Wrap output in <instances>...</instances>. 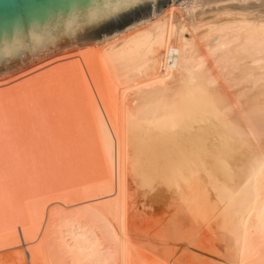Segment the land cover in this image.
I'll return each instance as SVG.
<instances>
[{"label":"bare ground","instance_id":"obj_1","mask_svg":"<svg viewBox=\"0 0 264 264\" xmlns=\"http://www.w3.org/2000/svg\"><path fill=\"white\" fill-rule=\"evenodd\" d=\"M68 58H71V60L65 61L63 59L64 62H61L60 60V64H58L57 66H55L56 65L55 64L54 67L51 66V69H47V71L39 74L37 73L36 76L33 77L31 76V78L25 80L19 85H15V86L13 85L12 88L0 91V101L12 100L15 97L14 106L10 101L12 105L11 107L8 106V108H10L8 109L9 111L3 110V113L6 117V122L7 124H10L11 122H13L12 115L15 116L16 118L18 117V119L28 118V116L23 115L21 112V110H23V107L21 108V105L24 102L23 99L26 97L28 98L26 100H32V99L34 100L35 98H37L35 97L36 95L35 92L38 89H39L38 91L42 92V95L39 92L41 97L46 96L44 94H47L48 90H44L46 86L44 88L42 86V82L48 79L49 76H52L54 74V71H56L58 67H63V65L66 66L68 65L69 67L72 68L76 66H83L84 68H86L85 71H87L86 73L90 78L91 86L89 87L88 85V87L90 89L92 88L93 90L92 94L94 96V100L92 101H94V108L97 114L96 117L98 119V123L100 122L99 126H101V130H102L101 131L103 137L102 140L105 144L103 145L107 149L109 160L113 166L112 168L116 167L118 163L120 164V162H122L121 166L123 168L121 169H123V171L121 170L122 173L119 172L121 173V177L118 175L120 178L117 179L115 183L111 181L109 184L100 183L95 185H89L84 187L80 191L77 190L78 199L83 198L84 200L90 197V199L88 198V201L91 202L93 201L97 202L101 198L102 199L106 198V200H104L103 202L100 200V202L98 201L99 203L93 202V204L90 202L87 204L83 203L85 206L82 204L83 207L75 211L70 210V212L68 213L64 212L65 214L61 212V214H64L63 217L60 215L59 212V215L62 218L60 220V217L58 216L59 217L58 221L61 222L58 223L59 225L54 224L55 225L54 227L59 226V230L58 228H56L57 232L55 234L57 239H55L54 236H52L55 240H57L56 241L58 245L57 247L62 249V250L60 249L59 251H61L62 254L64 255L68 253L71 254L73 256V259H75L74 258L75 256H78L79 261L81 260V263L78 262L80 264H82V259L84 258L86 259V257L88 258L90 257L93 259L94 257H96V259H99L100 261L101 259L104 260L105 258L107 260L106 256L110 254L114 255L113 252L114 253L118 252V249L121 252V256H124V258L127 257L129 252H132L133 249L132 250L129 249L128 244H130L132 241L134 242V240L132 239L135 237H130L132 235H130V233L127 230L126 217L128 213L135 207V201L138 202V200L135 189L133 188L132 184H130V180L128 179V175H127L128 172L126 167L128 162V151L130 149L131 142L135 140L136 143L135 152H133V156L135 154L134 156L135 158L134 157L132 158L133 164L131 162L132 164L131 169L133 171H136L137 168H139L140 163L146 159H148V161L151 162L153 157L155 158L157 156H161V157L164 156L162 157L163 158L162 161L166 163L167 161L172 160V157H175V154L178 152V154L180 155H176V156L178 158L181 157L180 158L181 163L177 162L179 160L177 157L175 159L173 158L178 164L177 167L176 165H174L175 162L172 160L173 163L171 162L172 163L171 165H173V168L176 166L179 169V164H181L180 166H184L182 165L184 163L182 162L183 160L182 157H184L185 159L187 156H189L190 159L193 158L192 160L195 159L198 162L197 163L194 160V162L197 163L196 164L197 171H195L196 173L198 172V170L200 171L199 168L201 167L203 168L205 166L204 168H206L207 171L206 172L207 180L212 181V184L214 183L213 187L214 185H218L220 187L222 186L224 188L230 189L229 192L227 193L229 198L228 199L229 206L231 209L230 213L232 217L229 222H226L227 226H225V224L224 226L226 227V233H227V238H225L227 239L226 240L227 242L225 243L228 244V245L226 244V246L228 247L226 248L228 251L230 249L231 252L229 253L231 254L227 256L226 261H224L223 264H250V263L258 264V262L255 261L257 259L256 258L257 254L259 253L258 249L260 248V246H258L259 245L258 243H261L262 238L264 237L263 236L264 235V0H218L215 2L204 3V4H200L196 1H185L181 4H178L177 6H174L166 10L165 12L159 14L158 16L154 17L148 22L134 26L109 40H106L100 44H97L91 48H88ZM41 69H43V67ZM37 71L39 70H34L25 75L27 76ZM87 74L85 76H87ZM70 81L72 82V80ZM5 84L6 83L0 84V87H2L3 89V86ZM9 84L10 83H8V85ZM10 86L11 85H9V87ZM49 86H50V82H49ZM52 89L54 90L53 87ZM72 95L73 97H76L77 94L73 93ZM89 95L91 94L89 93ZM66 96L70 97L69 95ZM66 96L64 98H66ZM7 102L9 103V101ZM81 103L82 102L77 104L81 106L83 104ZM87 104L89 103L87 102L86 104H84V106L83 105L82 106L85 110L89 111V108L92 105L88 106ZM69 108L71 109L72 106H70ZM78 108L80 107L78 106ZM46 109L47 108H45L44 110ZM68 110L66 109L65 111ZM71 110H69L70 114H71ZM38 111L39 109L37 110V112ZM80 111H78L77 115H80L79 113ZM47 113L49 114V112ZM44 114L46 113H43L42 115ZM89 114L87 115L88 117ZM38 116L35 118H39ZM51 116L53 115H50L49 117ZM76 116L74 115L75 118ZM43 117L44 116H42V118ZM84 117L83 119L86 120V118ZM40 119L41 117L39 118V120ZM59 119H63V118L59 117ZM90 119L92 120V118ZM54 120L55 119H53V121ZM88 121L90 124L91 121L89 119ZM85 123L86 122L81 123V125ZM96 123L97 122H95V124ZM12 126L14 125L12 124ZM89 126H91V124ZM95 126H96L95 128H97V124ZM58 130H60V128ZM94 130L90 131L91 136L93 135L92 132H94ZM96 130L98 131V129ZM39 132L37 130V133ZM60 132L61 133L55 132L54 136L53 135L48 136L47 137L48 144L46 143L47 145H44V147H42L41 149L40 146H38V143L35 142L33 138L28 137L29 139L28 138L25 139V136H21L22 135L21 133H20L21 135L20 134L18 135L19 133L18 132L17 135L15 134L13 138L17 140L16 143L15 140L13 141L14 144H16V146L11 145L9 149L10 151H12L11 152L12 154H18L19 156L33 155L39 151L40 154H45V153L51 154L50 156L52 157L53 156L52 154L55 151H57L56 149L57 146L62 145L61 147H65L68 142V141L66 142V140H68L67 138L69 137L67 131L62 130ZM85 132H83L82 135ZM76 134L77 132L75 133V135ZM101 134L99 133V135ZM120 135L122 139L119 138ZM91 136L89 135V137ZM23 138L27 141L26 143L25 141H21V139L23 140ZM96 138L99 139L98 136ZM120 140H122L121 141L122 144ZM4 145L6 146V144ZM174 147H177V149H179L180 151L179 150L175 151ZM5 149H7V147ZM67 149L68 148L65 147V149L63 148L60 150V153L58 154L60 158L61 157L65 158V156L70 157L77 153L76 150H74L75 148L73 150L71 149L67 150ZM141 153H143L144 156L145 155L146 156L143 158L142 157L139 158L138 156ZM167 156H169L168 160H166ZM189 157L186 158L187 160H185V162L188 161L187 163L190 162L189 164H191L192 160L190 159L188 160ZM104 158H106V156ZM149 158H151V160H149ZM157 161L156 163H159ZM194 162L192 161V163ZM146 163L148 164L147 160ZM159 164L160 165L158 166L160 167L161 162ZM166 164L165 167L164 166L163 167L167 171L168 170L167 167H169L168 164L170 163H168L167 166ZM189 164L186 165L185 163V167L187 166L189 167ZM34 165H36V163ZM192 165L195 166V164ZM192 165L191 168H187V170L192 169V167H193L192 170H195L194 166ZM170 169L172 170V168H169V171H171ZM178 169L175 171H178ZM118 170L120 169L118 168ZM173 170L171 171V173L172 172L175 173V171ZM192 170L186 172L188 173L194 172ZM169 171H167L168 174ZM164 172L162 169L161 173L165 174ZM200 172H202V170ZM173 173L171 177L173 176ZM184 173L181 172L179 174L181 175L188 174V173L186 174ZM137 174H135V176ZM105 175H107V173ZM151 175L152 176L149 177L152 180L154 173L152 174L151 172ZM181 175L179 177H182ZM201 175H203V172L201 173ZM143 176H144L143 178H147V175H143ZM204 177L206 179V176ZM195 178L196 177H194V179ZM150 179L149 182H151ZM146 180L147 179H145V181ZM143 181L141 180V182ZM146 182L149 185V182L148 181ZM146 182L141 184L147 185ZM202 183L203 182H201V184ZM152 184H156V182ZM188 188L190 187L188 186ZM65 194L66 195L64 196L66 197H69L70 195V194L68 195L67 193ZM52 199L53 198H51V200ZM201 202L202 201L200 200V203ZM44 204H46V202ZM36 206L39 209V206L38 205ZM36 206L34 205L35 207L34 209L38 210ZM193 207L194 205L191 208ZM34 209L31 211H33L32 213H35L34 216L37 218L38 215L36 214V212H34L35 211ZM47 209H44L42 211L46 212ZM39 211L41 210L39 209ZM39 211L38 213H40ZM57 212L58 211H56L55 213L54 211L56 215ZM41 214L43 215V213ZM108 214L110 215V217ZM34 216L32 217L33 219ZM39 216H38L39 220L38 219L35 220L36 224L38 223V221H40V219H41L40 222H45L43 221V219H45L46 217L43 218L41 216L42 218L41 217L39 218ZM226 216L227 215H225V217ZM52 218H49V220ZM219 218L220 217H218L217 219ZM33 219H31V221ZM226 219L228 218L226 217ZM196 220L198 221V219ZM40 222L37 225H41ZM46 223H48V221ZM52 223H54V221ZM115 223L120 225L121 229L119 232H123L125 237L127 235L130 236H127L126 238L124 237V240L123 238H121L122 241L118 240L119 239L118 235L115 232L117 231L116 228L119 225L116 226ZM86 227L89 228L85 229ZM222 227L221 229L225 228ZM34 228H36L35 225L32 228L33 230H30V228H28L31 231V232L29 231L31 233L29 234L33 235V240H37L38 237L35 236L37 237V239L34 238V234L37 235L36 231L38 230L37 232H39L40 229L37 228L35 231ZM89 229L92 231V234H89L90 232ZM65 230L68 231V234L71 237V241H72L71 243L66 238ZM24 233H26V231H24ZM40 233H38L39 236L43 235ZM220 234H223V232ZM256 234L262 235V237L260 236L261 239L260 240L258 239L260 241L258 243L256 242L258 241L257 238L253 239V236L254 237L257 236ZM8 236L11 235L9 234L6 237L4 236L3 237L7 240L8 238H10ZM164 236L167 237V235ZM128 237L132 238L131 239L132 241H130V243ZM223 237H225V235ZM27 238L29 239V236H27ZM180 238L182 239V237ZM103 240L104 241L106 240L107 244L104 245ZM136 240L137 242H140L138 238ZM120 241L121 243L122 242L123 243L121 244ZM191 241L195 242L193 240ZM29 242L31 241L29 240ZM142 242L143 241H141V243ZM148 242H150V240ZM156 242L158 243V241ZM192 242L190 244H192ZM46 243L48 242L46 241ZM150 243L151 246L155 245L154 244L155 241H153V244L152 241ZM157 243L155 246H160V244L157 245ZM262 243L264 246V241H262ZM262 243L260 245H262ZM18 244L19 243L15 245L17 246ZM101 245H103V248ZM201 245H202L201 247L204 246L203 244ZM44 246L46 247V245ZM30 247L31 246H29V249ZM35 247L36 245L33 247L34 253H38V255H40L41 254L40 251L36 252V249L38 250L39 248H35ZM48 247H46V250H51L52 248L51 244L49 249ZM148 247L146 246L145 248ZM205 248L206 247L204 246V249ZM262 248L263 249H260L259 255L264 254L263 253L264 247ZM54 249L56 253V248ZM208 249H206L207 252H209ZM186 251L187 252L184 254H188V252H191L187 249ZM147 252L149 253L148 249ZM164 252H167L166 249H164ZM57 253H59L58 258L56 259L58 261L59 257L64 255L60 256L61 253L58 251ZM157 253L158 252L156 251V254ZM159 253L161 254L160 258L166 256V259L162 258L161 261H159V264H203L202 262L205 261L201 259L202 260L201 263L198 261H197L198 263L196 261L189 262L190 259L188 258V260H185V258L187 259V257H185V255L183 254L181 255L183 256L184 259L179 258L177 260H173L172 258L170 259L169 256L170 254L167 253L168 254L167 255L166 253H164L163 256L161 252ZM32 254H29L28 264H38V263L40 264V262H38L37 260L36 261L33 260V257L37 259V256L35 254L33 255ZM198 256L199 258H204V257H200V254L197 255V257ZM78 258L76 257L75 262H77ZM110 258H112V256H110L109 259ZM258 258L261 259L260 256ZM259 259L257 261H259ZM59 260L61 262L63 261V259H59ZM210 260L212 259L208 258L207 262H209ZM43 261L42 262L45 264L46 262L44 259ZM152 262L151 263L148 262V263L152 264Z\"/></svg>","mask_w":264,"mask_h":264},{"label":"rangeland","instance_id":"obj_2","mask_svg":"<svg viewBox=\"0 0 264 264\" xmlns=\"http://www.w3.org/2000/svg\"><path fill=\"white\" fill-rule=\"evenodd\" d=\"M198 43H200V42H198ZM64 60L65 61L71 60V58H66ZM64 60H61V62H64ZM58 64H60V61L54 62V63H52V65H50V64L48 66L46 65V66H44L45 68L43 67V69H41L42 68L41 67V68L37 69L39 71L32 73L30 75H27V76L23 75V76H20L18 79L16 78L14 80H11L3 86V89H2V87H0V91L12 88L13 85L14 86L19 85L22 82H24L25 80L31 78V76L32 77L36 76L37 73L39 74V73L45 72V71H47V69H51V66L54 67V65L57 66ZM85 70H86V68H84L83 66H76V67L72 68V67H69L68 65L67 66L63 65V67H58L57 70L54 71V74L52 76H49L48 79H46V80H44V82H42V86L44 88L46 86V88L44 89L42 86L41 87L44 90H48L47 94H44L46 96L41 97L42 92L38 91L39 90L38 89L35 92L36 93L35 97H37V98L34 97L36 100L35 99L34 100L33 99L32 100H26V99H28L26 97L23 99L24 102L21 105V108L23 107V110H21V112L23 115L28 116V118L18 119V117L16 118L15 116L12 115V121L14 123L11 122L10 124H7L6 117L3 113V110L9 111L8 109H10V108H8V106L11 107L12 104L14 106V102H15L14 98L15 97L12 100L0 101V171H1L0 172V232H1L0 233V241L3 239L0 242V264H28L29 254H32V253L37 256V259H36L35 257L32 256L33 255L32 254L31 256L33 257V260L34 261L37 260L38 262H40V264H44L43 259L46 262L45 264H57V263L58 264H70V263L71 264H80L81 260L79 261L78 256H75L74 257L75 259H73V256L71 254L68 253V254L64 255V254H62L61 251H59L61 248L57 247L58 246L57 242H56L57 240H55V239H57L55 236V234L57 232L56 228H58V230H59V226H57V227H54V226L61 222V221H58V219H59L60 215L63 217V215L65 214L64 212L68 213V212H70V210L75 211V210L83 207V205H84L83 203L87 204L90 202L93 204V202L94 203L96 202V201H93V202L88 201V198L90 199V197H88L87 199H84V200H83V198H81L82 199V201H81V199L77 198V193H78L77 190L80 191L81 189H83L84 187L89 186V185H95V184H100V183H108L109 184L111 181L113 183H115L116 180L121 177V173H122L121 170L123 171V169H121V168H123L121 166L122 162H120V164L118 163V165L116 167L112 168L113 166L109 160L107 149L104 146L105 144L102 140L103 137L101 134L102 130H101V126H99L100 122L98 123V119L96 117L97 114H96V111L94 108V101H92V100H94V96L92 94L93 90H92V88L91 89L89 88L91 86V82H90V78H89L88 74L86 73L87 71H85ZM86 74H87V76H85ZM58 75H59V77H58ZM54 76L55 77L57 76V77L55 78ZM69 79L72 80V82ZM49 82H50V86H49ZM88 82H89V84H88ZM8 83H10L9 84V85H11L10 87H9ZM84 85H85V87H84ZM88 85H89V87H88ZM50 87H51V89H50ZM52 87L54 88V90L52 89ZM73 88H74V90H73ZM85 89H86V92H85ZM39 92L41 95L39 94ZM67 93H69V94H67ZM70 93H71V95L73 93L74 94L76 93L77 95L78 94L80 95L81 93L82 94L80 96L78 95L79 97L77 95H76V97H73V95H72V97H73L72 98ZM89 93L91 95H89ZM66 95H69L70 97H67ZM65 96H66V98H64ZM58 98H59V100H58ZM86 100L89 104L92 102L90 105L87 104L88 106L92 105L89 108V111L85 110L83 108L84 104L87 103ZM7 101H9V103L11 101L12 104L10 103V105H9V103ZM72 101H74V102H72ZM80 102L83 103V104L81 103L83 105V106L81 105L82 107L77 104ZM30 104L33 106H31ZM52 104H54V105H52ZM69 104H71V105H69ZM70 106H72V108H71L72 110L69 108ZM78 106L80 108H78ZM45 108H47V109L44 110ZM36 109L37 110L39 109V111L37 112ZM63 109L71 110V114H70L69 110L65 111ZM29 110H31V111H29ZM35 110H36V112H35ZM40 110L41 111L43 110V111L41 112ZM78 111H80L79 112L80 115H77ZM47 112H49V114L53 115V116L49 117L50 115ZM43 113H46V114L42 115ZM73 113H75V114H73ZM72 114H73V117H74V115L75 116L77 115L76 118L74 117V120L76 119L75 121L73 120ZM88 114H89V117L87 116ZM41 115L44 117L42 118ZM70 115H71L72 119H71ZM37 116L39 118L41 117V119L39 120V118H35ZM81 116H83V117L85 116L84 118H86L87 121L85 119H83V117H81ZM20 117H21V115H20ZM59 117H61L63 119H59ZM66 117H68V118H66ZM90 118H92L93 121ZM53 119L56 120V123H55V120L53 121ZM88 119L93 123L92 124L90 122L92 127L89 126L90 124H89ZM79 122H81V123L86 122L87 124L86 123L82 124V125H84V126H82L81 123H79ZM95 122H97L96 123L97 128H95L96 127ZM2 123H4V124H2ZM65 123H66V125H65ZM74 123H77L78 125L74 124ZM12 124L15 127L12 126ZM64 125H65V127H64ZM76 126H77V128H76ZM80 127H81V129H80ZM53 128H54V130H53ZM59 128H60V130H58ZM76 129H77V131H76ZM88 129H89V131H88ZM96 129H98L99 132ZM37 130H38V132L39 131L40 132L37 133ZM62 130H66L68 135H69V137L67 138L68 140H66V142L68 141L69 143L67 142V144L65 146L66 148H68L67 150H69V149L73 150L75 148L74 150H76V152H77L75 155H72V156L69 155L70 157L65 156L66 159L62 158V157H61L62 158L61 159L60 156L58 155L60 153L61 149H63V148L65 149V147H61L62 145L56 147L57 151H55L52 154L53 155L52 157L50 156L51 154H46V153L40 154L39 151L33 155H28V156L27 155L26 156L20 155L19 156L18 154H12L11 153L12 151H10V149H9L11 145L16 146V144H14V142H13L15 139H13V138H14L15 134L17 135L18 132H19L18 135L21 133L22 135L21 134L20 135L25 136V139H27L28 137L33 138L34 141L38 143V146H40V149H41L42 147H44V145L48 144V140H47L48 136H52V135L54 136L55 132L61 133L60 131H62ZM84 130L87 132H85ZM91 130L92 131L94 130V132H92V134H93L92 136H91V132H90ZM2 132L3 133L5 132V133L3 134ZM76 132H77V134H76L77 136L75 135ZM83 132H85L84 133L85 135L84 134L82 135ZM78 133H79V135H78ZM99 133L101 135H99ZM88 134L92 138L89 137ZM94 135H96V136H94ZM34 136H35V138H34ZM43 136H44V138H43ZM83 136H85V137H83ZM97 136L99 137V139L96 138ZM77 138H78V140H77ZM119 138L122 139L121 135L119 136ZM25 139L23 138V140L21 139V141H25V143H26L27 141ZM2 140L4 143L2 142ZM99 140H100V143H99ZM16 141L17 140H15V143H16ZM121 141L122 140H120V142ZM133 141H134V143H133ZM133 141L131 142L130 149L128 151V162H127L126 169L128 172L127 175H128V179L130 180V184H132V186L135 189V192L137 194L138 202L135 201V207L133 206L134 208L128 213V215L126 217V227H127L128 232L130 233V235H132V236L127 235V236L135 237L136 239L138 238L140 242H137V240L135 238L132 239V238L128 237L129 243L132 240H134V242L132 241L131 242L132 244L131 243L128 244L129 249H131V250L133 249V250H132V252L128 253L127 257H125L127 259H125L124 256H121V252L118 249V252H120V253H118V252L114 253L113 252L114 255H111V254L108 256L105 255L107 257V260H106V258L105 259L103 258L104 260L101 259V261H100L99 259H96V257H94V259L90 258V257H89L90 258L89 259L88 257H86V259L85 258L82 259V264H149L154 260L155 261L152 262V264H155V263L157 264V262L159 264V261H161L162 258L166 259V256H164V253L170 254L169 255L170 259L172 258L173 260L183 258V256L181 255V254H183V255H185V257H187V259L185 258V260H188V258L190 259L189 262H193V261L197 262L198 261L201 263L202 260H205L204 262H202L203 264H207V263H209V264H211V263L212 264H223L224 261H226L227 256L231 254V253H229V252H231L230 249L228 248L229 249V251H228L226 248V247H228V246H226L227 243H225V242H227L226 241L227 239H225V238H227L226 227H225V226H227L226 222H229L231 220V217H232V215L230 213L231 209L229 206V200H228L229 198H228V193H227V192H229L230 189L224 188L222 186L220 187L218 185H214V187H213L214 183L212 184V181L207 180V175H206L207 171H206V168H204L205 166L203 168L202 167L199 168L200 171L202 170L203 175H201L202 172H200L199 170H198V172H197L198 174H197L195 171H197L196 170L197 169L196 164L198 162L195 159L194 160L197 163L194 162V160H192L193 158L190 159L189 156H187V157H189L188 160L190 159L194 163H192V161H191V164H189L190 162L189 163H187L188 161L185 162V160H187L186 159L187 157L185 159H184V157H182L184 160V161L182 160V162H184L182 165H184V166H180L181 164H179V169H178L177 168L178 164L174 160L177 157L176 155H180V154H178V152L175 154V157H172V160L175 162L174 165H176L177 167L175 166L173 168V165H171L173 163L172 160H169L170 162L169 161L166 162L167 164L170 163V164H168L169 167H167V169H168L167 171H169V168H172V170L174 169L173 171L178 169V171H175V173L172 172L173 173L172 177H171V175H172L171 171L172 170L170 169L171 171H169V174H168V172L164 168L165 164H166L162 161V159H163L162 157H164V156H162V157L157 156L155 158L153 157L152 160H151V158H149V160H151V162L148 161V159H146L148 164L146 163V160H144L143 161L144 163L141 162L139 168H137L136 171H133L131 169L132 164H133L132 158L135 156V154L133 156V152H135V144H136L135 140H133ZM76 142H77V144H76ZM132 143H133V145H132ZM4 144H6V146ZM121 144H122V142H121ZM6 147H7V149H5ZM174 148H175V151L179 150V149H177V147H174ZM121 150H122V148H121ZM6 151H8V152H6ZM15 155H17V156H15ZM105 156H106V158H104ZM145 156L143 153H141L138 157L143 158ZM169 156H167L166 160H168ZM172 156H174V155H172ZM120 158H121V155H120ZM180 158L181 157L178 158L180 161L178 159H176V160H178L177 162H179V163H181ZM157 159H158V161H157ZM170 159H171V157H170ZM156 161L159 163L161 162L162 167L164 166L163 168L161 166L160 167L163 169V172L165 171L164 172L165 174L161 173L162 169L158 166L160 164L156 163ZM164 161H165V158H164ZM131 162H132V164H131ZM35 163L37 166L34 165ZM185 163H186V165L189 164V167L188 166L185 167ZM153 164H156V165H153ZM167 164H166V166H167ZM192 164H195V166ZM106 165H108L109 167ZM191 165L194 166L195 170H192L193 167H192V169L187 170V168H191ZM105 166H106V168H105ZM152 167H153V170H152ZM181 167H183V168H181ZM1 168L2 169L4 168L3 171ZM9 168H10V170H9ZM118 168L120 170H118ZM139 169H141V170H139ZM189 170H192L194 172H190V173L186 172ZM108 171H111V172H108ZM119 172H121V173H119ZM151 172H152V174L154 173L152 180L150 179V177L152 176ZM181 172L182 173L185 172L184 174H186V173H188V174L187 175H181V174H179ZM106 173H107V175H105ZM170 173H171V175H170ZM191 173H193V174H191ZM135 174H137L139 176L136 175L137 176L136 177ZM143 175H147V178H143L144 177ZM163 175H164V177L166 175L165 179H164ZM167 175H170V176H167ZM180 175L183 178L179 177ZM174 176H175V178H174ZM204 176H206V179ZM192 177H193V179H192ZM194 177H196V178L194 179ZM167 178H168V180H167ZM143 179H144V181H145V179H147L146 181H148V182L150 179L151 182H149V185H148L147 182L145 181L147 185L144 184L145 185L144 186V185H142L143 183H145L143 181ZM169 179H171V180H169ZM141 180L143 182H141ZM184 180H185V182H184ZM206 180L208 181V183ZM164 181H165V183H164ZM155 182H156V184H152ZM201 182H203V183L201 184ZM57 183H58V185H57ZM188 183H189V185H188ZM204 184L206 185V187ZM188 186L190 188H188ZM172 188H173V190H172ZM71 190L73 191V193ZM176 190H177V192H176ZM171 192H173V193H171ZM65 193H67L68 195L69 194L71 195V193H72V195H71V197H70V195H69V197H66V196H64V195H66ZM49 196H50V198H49ZM51 198H53V199L51 200ZM100 200L103 202L104 200H106V198H103V199L101 198L98 201L100 202ZM200 200L202 201L201 203H200ZM84 201H86V202H84ZM216 201L218 202V204ZM45 202H46V204H44ZM34 205L35 206L38 205L39 209L41 211H39L37 206H36V208L38 210H35ZM193 205H194V207L191 208ZM211 205H212V207H211ZM202 206H204V207H202ZM43 207H44V209L48 208L46 210V212L44 211L45 213L42 211V210H44ZM33 209L35 210L34 212H36V214L38 216L40 215L39 218L41 216L43 218L46 217L45 219H43V221H45V222H40L41 219H40V221H38V223L40 222L41 225H37L38 223L36 224L35 220L38 219V216L36 215L37 218L34 216L35 213H32L33 211H31ZM68 209H69V211H68ZM38 211L40 213H38ZM54 211H55V213H56V211H58L57 215L54 213ZM51 212H53V213H51ZM59 212H60V215H59ZM61 212L64 214H61ZM41 213H43V215ZM54 214H55V216H54ZM224 214L227 215L226 217L229 220L226 219ZM33 216H34V219L32 218ZM48 217L49 218L54 217V218L50 219V220L54 219L53 220L54 223H52L53 221H50ZM62 217H60V220ZM109 217H110V215H109ZM181 217H182V219H181ZM202 217H204V218H202ZM218 217H220V218L217 219ZM31 219H33V220L31 221ZM55 219H57V220H55ZM196 219H198V221ZM47 221H48V223H46ZM33 222H34V224H33ZM51 223L53 224V226ZM224 224H225V226H224ZM34 225L36 227V228H34L35 231L37 228L40 229L39 232H37L38 230L36 231L37 235L32 233V234H34V238L37 239V237H38L37 240H33V235H30L31 234L30 230H33L32 228ZM117 225H119V224H116V226ZM37 226H39V227H37ZM50 226L53 228H51ZM116 226H115V228H116ZM205 226H206V228H205ZM222 226L225 228L221 229ZM40 227H42L43 229ZM28 228H30V230ZM44 228H45V230H44ZM88 228L89 227H86L85 229H88ZM53 229H55V230H53ZM120 229H121L120 225L117 226V228H116L117 231L115 233L118 235V238H119L118 240L122 241L121 238H123V240H124L125 235L123 234V232H119ZM24 231H26V233H24ZM40 231H41V233H40ZM54 231H55V233H54ZM160 231H161V233H160ZM163 231H165V232H163ZM221 231L223 232V234H220V233H222ZM16 232H18V233H16ZM32 232H34V231H32ZM38 233L43 234V235L39 236ZM46 233H48V234H46ZM6 234L11 235V236H8L10 238H8L7 240L4 238L7 236ZM12 234H14V235H12ZM27 234H29V235H27ZM89 234H92L91 230H90ZM20 235L22 236V238ZM65 235H66V238L68 239V241L71 243L72 242L71 237L68 234V231H66V230H65ZM164 235H167V237ZM222 235L223 236L225 235V237H223ZM256 235L257 236H255V237L253 236V239L257 238V240L258 239L260 240L262 235H260V234L259 235L256 234ZM27 236H29V239L27 238ZM35 236H37V237H35ZM52 236H54L55 239ZM180 237H182V239ZM153 239H155V240H153ZM29 240L31 242H29ZM32 240H33V242H32ZM45 240L48 243H46ZM149 240H150V242L152 241V244H153V241H155V243H154L155 245L157 243L156 241H158L157 245L160 244V246H155V245H154L155 247L153 245L151 246V243L148 242ZM191 240H193L195 242H192ZM259 240L256 242L257 243L260 242ZM121 241H120V243H121ZM141 241H143V242L141 243ZM222 241L224 242V244ZM262 241H264V237L262 238ZM262 241H261V243H262ZM3 242H6L7 244L3 243ZM191 242H192L194 248L192 247V244H190ZM17 243H19V244L16 246L15 244H17ZM103 243L105 245V244H107V241L103 240ZM138 243H139V245H138ZM261 243H258L259 244L258 246H260V248L258 249L259 253H260V249H263L262 247H264L263 243H262V245H260ZM50 244H51L52 248L53 247L56 248V253L54 251L55 250L54 248L53 249L51 248V250H46V247H48V246L50 247ZM140 244H142V245H140ZM201 244H203L206 248L204 249V246L201 247L202 246ZM35 245H36L35 248H39L38 250L36 249V252L40 251V253H41L40 255H38V253H34L33 247ZM44 245H46V247ZM148 245H149V247H148ZM29 246H31L30 249H29ZM101 246L103 248V245H101ZM132 246H133V248H132ZM146 246L148 248H145ZM43 247H45V248H43ZM49 247H48V249H49ZM162 247H163V249H162ZM187 247H189V248H187ZM208 247H209V249H208ZM154 248L158 252L157 254H156V251L154 250ZM147 249H148L149 253L147 252ZM150 249H152V250H150ZM164 249H166L167 252H164ZM186 249L191 251V252H188V254H184L187 252ZM206 249H208L209 252H207ZM23 250H24V253H23ZM131 250H129V251H131ZM41 251H43V252H41ZM57 251L61 253L60 256L64 255L66 257V258L64 256H61L63 258L59 257V259H63L62 262L59 259H58L59 262L56 260L58 258V255H59V253H57ZM152 251H155V252H152ZM103 252H104V250H103ZM159 252H161L164 257L160 258L161 254ZM259 253L257 254V257L255 256L257 259L254 257L256 259L255 261L258 262V264H263V262H264V256L263 255L264 254L259 255ZM199 254H200V257H204V258H199V256L197 257V255H199ZM190 255H191V257H190ZM258 255L261 257V259L258 258L259 257ZM38 256H39V258H38ZM110 256H112V258L109 259ZM169 256H168V258H169ZM46 257L48 258V260H50V259L51 260L48 261ZM49 257H50V259H49ZM76 257L78 258L77 262H75ZM208 258L212 259L213 262H212V260H210L211 262L210 261L207 262ZM258 259H259V261H257ZM26 261H27V263H26ZM221 261H222V263H221ZM78 262H80V263H78ZM259 262H261V263H259ZM250 264H253V263H250ZM255 264H257V263H255Z\"/></svg>","mask_w":264,"mask_h":264},{"label":"water","instance_id":"obj_3","mask_svg":"<svg viewBox=\"0 0 264 264\" xmlns=\"http://www.w3.org/2000/svg\"><path fill=\"white\" fill-rule=\"evenodd\" d=\"M185 1L0 0V84L148 22Z\"/></svg>","mask_w":264,"mask_h":264}]
</instances>
